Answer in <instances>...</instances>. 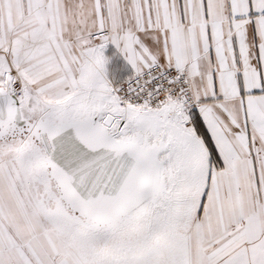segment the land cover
<instances>
[{
	"label": "snow or ice",
	"instance_id": "snow-or-ice-1",
	"mask_svg": "<svg viewBox=\"0 0 264 264\" xmlns=\"http://www.w3.org/2000/svg\"><path fill=\"white\" fill-rule=\"evenodd\" d=\"M0 264H264V0H0Z\"/></svg>",
	"mask_w": 264,
	"mask_h": 264
}]
</instances>
